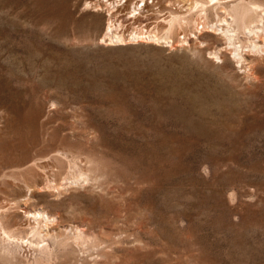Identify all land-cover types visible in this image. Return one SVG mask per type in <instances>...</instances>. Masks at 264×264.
I'll use <instances>...</instances> for the list:
<instances>
[{"label": "rangeland", "instance_id": "obj_1", "mask_svg": "<svg viewBox=\"0 0 264 264\" xmlns=\"http://www.w3.org/2000/svg\"><path fill=\"white\" fill-rule=\"evenodd\" d=\"M226 1L203 17L190 0H0V209L43 245L26 264H264V50L247 44L264 37L239 32L238 60ZM172 12L170 44L103 39L109 18L128 34Z\"/></svg>", "mask_w": 264, "mask_h": 264}, {"label": "bare ground", "instance_id": "obj_2", "mask_svg": "<svg viewBox=\"0 0 264 264\" xmlns=\"http://www.w3.org/2000/svg\"><path fill=\"white\" fill-rule=\"evenodd\" d=\"M206 1L207 0H205V1H203V0H190L189 6L191 7L192 3H195V6H198V9L202 15V13H207L206 12V9H207ZM212 2L221 3L220 0H212ZM226 2L228 3V5L230 7L227 8L226 6H224L223 12L222 11L216 12V14L219 17L218 20L221 22V24L219 23L220 25H218V26L220 27L221 31L225 35L227 42L229 44L233 45V47H234L233 52H234L235 56L238 58V60H240V59L244 58L243 57L244 53L242 54V45H244V44L239 45L238 43H236L235 39L238 38L239 32L248 34L249 38L251 35H252V37H254V35L261 37V38L264 37V1L263 0H227ZM102 4H103V2H102ZM222 5H224V4H222ZM200 13L198 15H200ZM169 16H171V17L170 18L168 17L169 19H167V18L165 19L166 20L165 25L163 26L162 29H160V26L156 25V27L142 31L141 30L142 27H139V28H135L134 30H131L128 34H125L124 31L119 29L118 26L121 23H116L115 20H113L112 18H109L110 19L109 24L107 26L105 33H104L103 39L105 41H108V43H111V44L112 43L122 44V43L126 42V39H128V40H131V39L139 40V39H144V37H145L146 39H150V41L151 40L155 41V42L160 41V42H163L165 44H170L169 42L171 41V37H172L171 33H172L174 26L176 24L181 25L182 22H186V17H185V14L173 13V12ZM204 16H205V14H204ZM133 17H135V20H138V21L141 19L143 20V18H141L140 15L137 16V14L133 15ZM196 28H198V27L196 26ZM247 44L251 48V50H253V49L254 50H261V51L264 50V43L260 44L255 39H250V43H247ZM77 176H75L76 179H78ZM1 202H2V200H0V203ZM4 211L5 210H3V208H2V210L0 209V264H26V262L24 261L25 258L24 259L22 258L20 251H21V248L24 247V244H29L30 241H25V238L21 234V231L19 230V228L15 227L13 225L9 226V225L4 223V221L2 219L3 214H5ZM17 215H18V213H17ZM34 217H35L36 221H40L42 218L47 220L49 218V215L46 216V213L44 211L34 210ZM20 226L21 225H19V227ZM22 232H24V231H22ZM40 232H41V230L38 228L34 227L31 229V233L33 235H39V237H41ZM38 242L39 241H37V243L36 242L34 243L33 241H31L29 245L32 244V246L34 245L37 247H42L43 245L40 246ZM25 248H26V246H25ZM23 251H24V249L22 250V252ZM35 253H36V251H35ZM30 255H28L29 258H30ZM27 259L28 258L26 257V260Z\"/></svg>", "mask_w": 264, "mask_h": 264}]
</instances>
